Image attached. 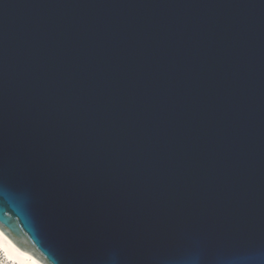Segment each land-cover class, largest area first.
I'll return each mask as SVG.
<instances>
[{
  "label": "water",
  "instance_id": "obj_1",
  "mask_svg": "<svg viewBox=\"0 0 264 264\" xmlns=\"http://www.w3.org/2000/svg\"><path fill=\"white\" fill-rule=\"evenodd\" d=\"M0 240L264 264V0H0Z\"/></svg>",
  "mask_w": 264,
  "mask_h": 264
},
{
  "label": "bare ground",
  "instance_id": "obj_2",
  "mask_svg": "<svg viewBox=\"0 0 264 264\" xmlns=\"http://www.w3.org/2000/svg\"><path fill=\"white\" fill-rule=\"evenodd\" d=\"M3 252V255L1 254ZM5 258V259H4ZM0 260L8 262L9 264H24L9 248L0 240ZM7 263V264H8Z\"/></svg>",
  "mask_w": 264,
  "mask_h": 264
}]
</instances>
